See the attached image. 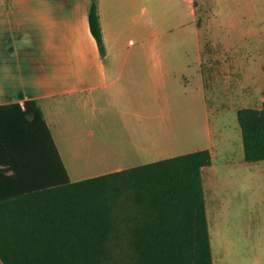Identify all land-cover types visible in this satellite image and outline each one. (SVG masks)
I'll use <instances>...</instances> for the list:
<instances>
[{"label": "crops", "instance_id": "0c3cea01", "mask_svg": "<svg viewBox=\"0 0 264 264\" xmlns=\"http://www.w3.org/2000/svg\"><path fill=\"white\" fill-rule=\"evenodd\" d=\"M187 1L190 8L184 13L177 0H98L107 49L103 57L90 28L91 0H0V105L30 99L39 104L72 181L84 178L74 180L71 176L59 145L62 131H66L69 143L82 144L90 140L85 136L98 137L108 148L100 154L104 161H112L110 157L118 155L115 166L86 178L172 157L147 160L151 154L171 151L178 139L179 134L174 131H180V124L172 122L171 105L190 102L196 106L204 99L195 95L180 97V91L171 89V85L183 84L186 89L189 81L196 83L199 79L213 87L222 62L228 78L239 80L246 95L264 86V65L260 66L257 78L252 71L240 77L231 51L222 54L202 47L197 3ZM176 29H184L180 39L194 42L195 51L171 49L170 34ZM156 40L161 42L159 46ZM244 101L234 95L216 97L212 102L214 112L225 113L233 123L231 127L219 120L222 126L219 124L214 137L220 143L211 138L210 145L205 147L212 152L210 167L214 168L210 203L204 187L213 264L222 254L216 255L212 245L208 206L213 223L224 207L229 216L238 218L236 222L230 220L227 228L233 239L242 234L243 226L256 227L249 231L257 239L250 260L252 264H264V246L259 242L264 240V160H246L237 116L240 108L250 107L243 106ZM209 103L206 98L205 104ZM179 121L186 127L188 118ZM111 131H131L128 133L133 152L146 160L124 166L119 161L121 151L115 148L117 138ZM105 133L106 139L101 137ZM206 167L202 169L203 186ZM251 179L260 185V205L257 197L253 202L245 198L244 181ZM240 184L244 185L239 187L241 198L235 200ZM252 204L259 209H253ZM247 216V220L241 218ZM0 264H5L1 256Z\"/></svg>", "mask_w": 264, "mask_h": 264}, {"label": "trees", "instance_id": "16d2710c", "mask_svg": "<svg viewBox=\"0 0 264 264\" xmlns=\"http://www.w3.org/2000/svg\"><path fill=\"white\" fill-rule=\"evenodd\" d=\"M89 23L107 54L98 0ZM245 157L264 160V101L237 112ZM210 149L70 179L39 104L0 105L5 264H213L202 169Z\"/></svg>", "mask_w": 264, "mask_h": 264}, {"label": "rangeland", "instance_id": "374dc122", "mask_svg": "<svg viewBox=\"0 0 264 264\" xmlns=\"http://www.w3.org/2000/svg\"><path fill=\"white\" fill-rule=\"evenodd\" d=\"M177 1L184 8V13H187L190 8L188 1ZM196 3L202 24V47L205 50L216 49L218 53L222 54H228L227 52L231 51L230 53L234 55L231 58L236 60L234 68L237 71V75L243 77L248 71H252L255 73L254 77L257 78L260 66L264 65V0H196ZM186 17L189 18V14ZM188 30L189 28L187 27L186 31ZM181 31H184V29H176L171 32V49L177 51L182 49L191 52L195 51L194 42L192 43L190 40L182 41L180 39L179 35ZM160 43V41L156 40V46H159ZM223 69H225L224 63L220 62L218 78L215 80L213 87L207 86L205 81L200 83L199 79H197L196 83L193 80L189 81L186 89H184L185 86L183 84L171 85V89L180 91L177 93L180 97H193L195 95L202 97L204 100L200 102L201 104L197 102L196 106L190 102L171 105V114L176 117L172 118V122L180 124V127H178L180 131H174L179 134L178 139L170 147L172 148L171 151L151 154L147 157V160H157L166 156H173L208 147L211 138H213V141L215 139L216 143H220L214 137V131L217 132L221 121L222 123L226 121L231 127L233 123L230 124V121L232 122L231 117H228L225 113L217 114L214 112L212 102H214L216 97L225 98L236 95L246 99L242 103L243 106L250 105L259 107L262 105L264 100V86L252 89L251 94L248 96L243 93L240 85L241 82L237 79L231 80L228 78L227 73ZM207 80L210 81V77ZM183 90H187V93H184ZM206 98L208 102H211L209 105L205 104ZM192 117L196 119H189ZM179 118H188L186 127H183ZM220 126L222 125L220 124ZM62 132L60 136L63 138L59 139V145L74 180L107 171L109 170L108 168L115 166L113 164L114 162L118 161V155L110 157L112 161L103 160L100 154L107 151L108 148L100 143L98 137L91 136L89 138L85 136L86 140H90L82 144L76 142L69 143L66 137V131ZM128 132L131 131H111V134L117 138L115 148L117 151H121L120 156L122 159L119 161H122L124 166L138 164L142 160H146V157H139L133 152L135 148L131 142V133L129 134ZM56 134L59 136L58 131H56ZM106 134L101 137L106 139ZM123 138H125V141L121 140ZM213 173L214 168L212 170L210 166L206 167L203 173L204 187L209 203L212 197L211 180ZM244 185L240 184L237 186L239 190L234 196L235 200L241 198V188L239 187L244 186L245 198L253 202L257 197L258 204L260 205L261 203L258 198L261 189L260 185L253 179L248 182L245 180ZM252 207L253 209H259L253 204ZM210 210L211 207L208 206L212 245L216 255L222 254L220 260L216 261V264H252L250 259L253 256V251L257 248V239L255 233L249 231L256 230V227L253 228V226H250L249 229L243 226L242 234H239L236 239H233V234L227 228H230V220L236 222L238 218L229 216L224 207L221 210L223 213L217 215V220L213 223ZM241 218L247 220L250 217ZM253 218L256 219L255 217ZM263 241L262 239L259 240L261 245L264 246Z\"/></svg>", "mask_w": 264, "mask_h": 264}]
</instances>
